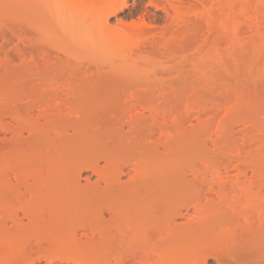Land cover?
Returning a JSON list of instances; mask_svg holds the SVG:
<instances>
[{
  "label": "rangeland",
  "instance_id": "obj_1",
  "mask_svg": "<svg viewBox=\"0 0 264 264\" xmlns=\"http://www.w3.org/2000/svg\"><path fill=\"white\" fill-rule=\"evenodd\" d=\"M97 1L117 5L125 1L126 7L110 15L103 26L97 24L102 23V14L73 9L67 0H0V124L10 122L12 129L0 136L14 138L6 149L13 150L9 156L1 154L7 157L0 158V166L12 162V168L17 165L14 169L36 175L48 159L49 165L64 163L65 177L63 171L55 180L73 187L72 196L69 192L62 198L78 206L68 213L76 209L68 216L70 224L79 219L74 227L90 223L108 230L114 220L119 222L114 223L118 230L121 224L139 219L155 231L170 227L166 242L160 244V237L156 245L153 236L152 244L148 243L151 235L146 230L141 233L145 240L140 233L132 236L138 237L135 244L127 242L128 234L123 243L120 235L125 234L112 231L117 233L114 239L107 232L112 236L107 244L92 245L97 257L94 253L91 258L95 262L98 258L99 264L120 260V264H250L252 260L263 264L264 0ZM124 31L140 39L135 49L126 48ZM42 110L44 114L38 117ZM129 115L134 116L131 119L137 116L135 124ZM159 125L157 132L165 130L170 151L161 145L130 148L112 144L119 135L130 134V127L140 134L141 129L146 133ZM21 134L25 137L19 138ZM58 137L60 143H56ZM43 145L58 156L45 148L43 152ZM137 150L142 153L141 161L147 160L143 163L166 171L156 176L146 201L140 186L139 192L127 186L120 196L107 188L100 193L91 186L98 179L91 173L96 167L112 173L133 161ZM128 179L122 177V181ZM30 180L34 185L41 181L39 175ZM80 183L90 185L84 193L95 190L92 196L88 198L76 187ZM15 190L10 194H16ZM74 192L79 201H73ZM93 194L96 200L90 199ZM140 201L146 204L142 211L147 210L133 214L131 206ZM104 202L122 211L130 208V212L120 211L113 219L105 213L104 220L96 210ZM108 219L111 225L106 226Z\"/></svg>",
  "mask_w": 264,
  "mask_h": 264
},
{
  "label": "bare ground",
  "instance_id": "obj_2",
  "mask_svg": "<svg viewBox=\"0 0 264 264\" xmlns=\"http://www.w3.org/2000/svg\"><path fill=\"white\" fill-rule=\"evenodd\" d=\"M46 2V1H45ZM52 2V1H51ZM67 2H70V5H74V7H73V9L74 8H76V9H78V8H82V9H85L86 11H84V12H88V13H93V12H95V15H96V13H98V14H102L103 16V19L100 21V22H102V23H98L97 22V24L98 25H102L103 24V26H106L107 24H108V18H109V16L110 15H112V14H114V13H116L117 11H119V9H120V7H121V9L126 5V2L124 1V2H122L120 5H117L115 2H111V3H101L100 1H97V0H67ZM47 3V2H46ZM50 4V3H49ZM158 4V3H157ZM156 4V5H157ZM161 4H159V7H162V6H160ZM158 6V5H157ZM126 7V6H125ZM79 10V9H78ZM82 11V12H83ZM80 13V12H79ZM82 15H83V13H82ZM86 15V14H85ZM99 21V20H98ZM107 23V24H106ZM128 24V23H127ZM124 29V28H123ZM104 31V30H103ZM111 32V31H110ZM102 33V32H101ZM112 33V32H111ZM111 33H109V34H111ZM115 33V32H114ZM122 33V35H123V39L125 40H122L124 43H125V46H126V48H129V49H133L134 47H136V46H138L139 44H140V39H137V38H134L133 36H132V34L130 35V33L127 31H124V33L123 32H121ZM105 38V37H104ZM112 43V42H111ZM120 44V43H119ZM122 44V43H121ZM122 47V46H121ZM124 47V46H123ZM112 49H114V48H112ZM135 49V48H134ZM124 50H126V49H124ZM116 51V50H115ZM133 51V50H132ZM126 94V93H125ZM129 94V93H128ZM136 94V93H135ZM125 96V95H124ZM133 96V95H132ZM131 96V97H132ZM137 96V95H136ZM135 97V96H134ZM137 99V98H136ZM130 100H132V99H130ZM135 100V99H134ZM129 101V100H128ZM134 102V101H133ZM133 104V103H132ZM134 106H135V104H134ZM138 108V107H137ZM135 110V109H134ZM48 111V110H47ZM131 111V110H130ZM45 112V111H44ZM44 112H43V110L42 111H40V113L38 114V117H40V116H42L43 114H44ZM73 112V111H72ZM132 112H133V110H132ZM136 112H137V110H136ZM43 113V114H42ZM48 113V112H47ZM51 113V112H50ZM131 113V112H130ZM140 113H142L141 111H140ZM46 114V113H45ZM70 114H71V112H70ZM133 114V113H132ZM135 114H137V113H135ZM145 114V113H144ZM138 115V114H137ZM140 115V114H139ZM146 115V114H145ZM16 116V115H15ZM147 116V115H146ZM152 116V115H151ZM157 116V115H156ZM10 117V116H9ZM17 117V116H16ZM16 117H15V119H16ZM37 117V118H38ZM134 116H131V118H133ZM136 118H134V119H131L130 118V115H129V118H130V120H134L133 122H134V124H135V120L137 119V116H135ZM141 117V116H140ZM140 117H139V119H140ZM149 117H150V115H149ZM153 117V116H152ZM158 118V117H157ZM15 119H13V117H12V120L14 121ZM128 119V118H127ZM138 119V120H139ZM154 119V118H153ZM153 119H152V121H153ZM126 121H128V120H126ZM155 121V120H154ZM162 121V120H161ZM12 122V121H11ZM141 122V121H140ZM158 122V121H157ZM156 122V123H157ZM165 122V121H164ZM2 123H3V120H2ZM7 123V124H6ZM9 123V124H8ZM130 123H132V121L130 122ZM142 123V122H141ZM35 124V123H34ZM122 124H123V122H122ZM134 124H132V125H134ZM140 125V124H139ZM157 125H158V123H157ZM35 126V125H34ZM34 126H33V129H34ZM135 126V125H134ZM160 126V128L159 127H155V129H153L152 131H150V132H146V133H144L142 130L143 129H141V132L140 131H138V132H140V134H136V131H137V129L138 130H140V128H139V126H138V124H137V127H135V128H137V129H135L136 131H134V129H131V127L129 128V131H128V133L130 132V134H126V135H124V133H126V132H124L123 133V137L121 136V135H119L120 137H118L119 139H116V140H113L112 141V144H113V146H114V144H117V145H125V146H131L130 148H132L133 146L134 147H138V146H144V147H147L146 145H154V146H158L159 145V147H163L164 149L163 150H168V149H170V146H169V144H168V142H169V140H168V137H167V139H166V137H164L165 136V134H166V132H165V134H164V132L163 131H165V130H163V131H160V132H157V131H159V130H161V126L162 125H159ZM165 126V125H164ZM11 127V123L10 122H5L4 124H0V134H8L9 132H11L12 131V129L10 128ZM127 127V126H126ZM145 128V127H144ZM199 129V128H198ZM36 130V129H35ZM128 130V129H127ZM130 130H133L132 132L133 133H131V131ZM148 131L150 130V129H147ZM68 132V131H67ZM66 132V133H67ZM88 132V131H87ZM95 132V131H94ZM143 132V133H142ZM58 133V132H57ZM10 134V133H9ZM55 134V133H54ZM53 134V135H54ZM59 134V133H58ZM157 134H158V136H157ZM199 134H200V131H199ZM62 135H64V134H62ZM92 135V134H91ZM20 137L19 138H22V136H24L23 134H21V135H19ZM55 136V135H54ZM66 136H68V134L66 135ZM65 136V137H66ZM154 136H157V140L156 141H154V140H151V137H154ZM167 136V135H166ZM25 137V136H24ZM38 137V136H37ZM57 137V136H56ZM163 137L165 138V140L163 139ZM199 137V136H198ZM17 138V137H16ZM52 138H54V137H52ZM62 138V137H61ZM74 138V137H73ZM10 139H12V138H8V136H3V138L0 136V156H2L1 154H5L4 152H6L7 153V155L9 154L10 155V152L13 150V149H10V150H6L7 148H8V145H10V143H11V141L12 140H14V138L12 139V140H10ZM26 139V138H25ZM38 139V138H37ZM40 139V138H39ZM51 139V138H50ZM49 139V140H50ZM56 139V138H55ZM107 139V138H106ZM110 139V138H109ZM17 140H18V138H17ZM17 140L15 139V141L17 142ZM22 140V139H21ZM30 140V139H29ZM32 140V139H31ZM54 140V139H53ZM63 140H66V139H63ZM19 142H20V140H18ZM23 141V140H22ZM99 141V140H98ZM14 142V141H13ZM25 142V141H24ZM53 142V141H52ZM54 142H56V140H54ZM60 143V138L58 137V139H57V142L56 143ZM73 142V141H72ZM71 142V143H72ZM109 142V141H108ZM26 143V142H25ZM25 143H23V144H25ZM67 143H68V141H67ZM110 143V142H109ZM18 144V143H17ZM20 144V143H19ZM18 144V145H19ZM27 144V143H26ZM49 144H50V142H49ZM52 144V143H51ZM108 144V143H107ZM111 144V143H110ZM12 145V144H11ZM21 146H22V142H21V144H20ZM19 145V148L21 147ZM29 145V144H28ZM54 145V144H53ZM53 145H51L52 146V148H53ZM60 145V144H59ZM84 145V144H83ZM161 145V146H160ZM23 146H26V145H23ZM22 146V147H23ZM44 147H42V149L43 148H45V146L46 145H43ZM47 146H49V145H47ZM56 146L58 147V145L56 144ZM112 146V145H111ZM18 147V146H17ZM141 147V148H142ZM150 147V146H149ZM148 147V148H149ZM10 148V147H9ZM8 148V149H9ZM11 148H12V146H11ZM50 146H49V149H52ZM68 148V147H67ZM88 148V147H87ZM97 148V147H96ZM95 148V149H96ZM15 149V148H14ZM46 149V148H45ZM48 149V148H47ZM46 149V151H47V153L49 152V150H47ZM54 149L55 150H57L58 148H56L55 147V145H54ZM54 149H52V151L54 150ZM77 149V148H76ZM98 149V148H97ZM113 149V148H112ZM115 149V148H114ZM145 149V148H144ZM143 149V150H144ZM16 150V149H15ZM60 150V149H59ZM67 150H69V149H66V151ZM79 150H80V148H79ZM84 150V149H83ZM10 151V152H9ZM45 151V152H46ZM51 150H50V152H52ZM58 151V150H57ZM61 151V150H60ZM65 151V152H66ZM72 150H69V152L68 153H72L71 152ZM134 151V150H133ZM142 151V150H141ZM168 151H170V150H168ZM168 151H165V152H167L168 153ZM14 152V151H13ZM43 152H44V149H43ZM50 152L48 153V154H50ZM54 152V151H53ZM84 152V151H83ZM104 152H105V150H104ZM113 152V151H112ZM121 152V151H120ZM159 152V151H158ZM164 152V153H165ZM59 153H61V152H58V154ZM68 153H66V154H68ZM85 153V152H84ZM136 153H139V151L137 150V152H135V154ZM146 153V152H145ZM144 153V154H145ZM151 153V152H150ZM166 153V154H167ZM54 154H56L55 156H58L57 155V153L56 152H54ZM100 154V153H99ZM140 154L142 155V153L140 152L139 154H137V155H139V156H135L134 158H133V161L131 160V162L130 161H128V163H126V164H124V165H122L121 164V166H119V167H115L116 169L115 170H113L112 171V173H109L111 170H109V172L106 170V168L103 170L102 168H100V169H97V167H96V169H94L91 173H92V175L93 174H95V175H97V180H95L96 181V183H94L93 182V184H91V186H94V189H96V190H98V189H100L99 191H100V193H101V190H102V192H104L105 191V188H107V190L109 189V190H111L113 193H115V195L116 196H120V195H122V194H120V193H122V191L124 190V193H125V191L127 190V186H132V187H130V188H136V190L139 192L140 191V188H139V186L141 187V193L144 195V197H143V195H141L142 197H143V199H144V201H146L145 200V198L147 199L148 197H150V195H152V184H153V182L155 181V179H157L156 178V176L160 173V175H162L161 173H163V172H165V174H166V171H165V169H164V167H163V169H160V167L159 168H157V167H153V166H151L149 163H143V162H146L147 160H145V161H141V157H140ZM8 155V156H9ZM43 155H44V153H43ZM47 155V154H46ZM45 155V156H46ZM76 154H74V156H75ZM134 155V154H133ZM59 156H61L60 154H59ZM70 156H71V154H70ZM83 156V155H82ZM116 156V155H115ZM124 156V155H123ZM166 156V155H165ZM7 156H5V157H3V158H1L2 160L4 159V158H6ZM51 158L49 155L48 156H46V158ZM54 157V156H53ZM100 157V156H99ZM160 157V156H159ZM26 158V157H25ZM44 158V157H43ZM46 158H44L43 160H45ZM57 159L58 158H60V157H56ZM56 158H55V161H56ZM67 158V157H66ZM65 158V159H66ZM87 158V157H86ZM119 158V157H118ZM1 159H0V161H1ZM52 159H54V158H52ZM61 160H62V158H60ZM59 159V160H60ZM64 159V160H65ZM71 159H73V158H71ZM107 159V158H106ZM48 160H50V159H48ZM47 160V164H44L43 166H41L38 170H36V172L38 171V173H36V175L38 174L39 175V180H41L40 181V183L39 182H35V181H38V180H34V182H35V185H34V183H33V181L32 180H30V179H34V178H37L38 179V175H37V177H36V175H32L31 174V172H29V169H27V168H24V170H28V172L30 173H27V172H22V169H20V171H19V169L18 170H16V169H14V167L12 168L11 167V165L13 166V164H12V162L8 165V163H7V165H2L1 164V166H0V183H1V181H2V185L0 184V186H2L1 188H0V264H40V263H45V264H54V263H56V262H59L60 264H94V262H95V259L93 258V262H92V258H91V255H94V253H95V256L94 257H97V255H96V252L94 251V253H92V251L93 250H95L94 248H93V244L95 245L96 243L98 244H101L102 242H105V244H107L106 243V241L107 240H109L110 239V237H112L113 236V234H114V236H115V234L117 235V233L115 232V233H113L112 231H118V236L120 235V234H125V235H120L121 237L120 238H123L124 237V240H122V242L123 241H125V237H126V234H128L127 235V237H128V239H126L127 240V242L129 241V244H130V240H133V242L132 243H134L135 244V242H137L138 241V233H142L143 232V230L145 231L146 230V232H148V234L149 235H147V233H146V235L147 236H150L151 235V240H149V239H146V240H149L150 242H148L149 244L151 243L152 244V242H153V240L152 239H154L155 237L157 238V239H155V242L153 243V244H155L156 245V242H158V241H156V240H161L160 242H158V243H160V244H164L163 243V240H164V242H166V240H167V233L169 232V230H170V227H168L169 228V230L167 231H164V232H159L158 230H153V229H151L153 226H150V227H148L149 225H147V227H145V225L142 223V221H140L139 222V220H138V222H133V221H130V222H128V223H126V224H124V226L122 227V225L123 224H121V226L119 227V229L118 230H116V226L119 224V222H116V221H114V220H111V218L113 219L114 218V216H118V215H121V212H123L124 214L125 213H127V212H130V211H127V210H130V208L128 209L127 208V210L125 211H122V209L120 210L119 209V207L116 209V207H112L111 205H113L114 206V203H113V201H110V203L112 202V204L110 205V204H106V203H109L108 201H109V198H111L110 196L108 197V201H107V198H106V205H104V203H100V206H97V208H96V210H98V213H100L102 216H103V218H105L104 216H105V213H107V214H110V217H109V219L112 221V224H113V226H114V229H113V226L111 225V221H109V219H108V221L110 222V223H108L107 221L105 222V224H106V226L107 225H111V226H108L109 228H108V230H105V228H107V227H105V228H101V229H98V227L97 228H95V226L96 225H94V227H93V225L92 226H90V223L87 221V220H85L86 222H87V224L89 223V225H86V223L84 224V226L82 225V226H79V227H74V226H72V224L73 223H77L78 221H79V219H77V220H75V222H73V220H74V217H73V220H72V224H70V220H69V218H68V216L69 215H71L72 213H74V211L76 210H72L73 212L72 213H70V214H68L69 213V210H70V208L71 207H75V208H77L78 206H75V202H73V203H70L71 202V199H70V201H68L67 199V197H65V200H63V198H62V196H67L68 194H69V192H70V197L72 196L71 195V191H72V189H73V187L72 186H67L66 184L64 185V184H60V182H58L57 180H55L56 179V177L58 176V178L60 179V177H59V175H62L63 173V171L61 170L62 168V164H64V163H62V164H59V162H58V164H59V166H57V165H53L54 164V162L52 163V165L50 164L49 165V161ZM60 160V161H61ZM78 160V159H77ZM94 160V159H93ZM122 160V159H121ZM143 160V159H142ZM150 160V159H149ZM148 160V161H149ZM161 160V159H160ZM164 160V159H163ZM9 161V160H8ZM58 161V160H57ZM162 161V160H161ZM168 161V160H167ZM10 162V161H9ZM21 162V161H20ZM25 162V161H24ZM41 162V161H40ZM43 162H45V161H43ZM50 162H51V160H50ZM107 162V161H106ZM113 162V161H112ZM165 162H166V160H165ZM5 163V164H6ZM23 163V162H22ZM25 164V163H24ZM40 164V163H39ZM38 164V165H39ZM56 164V163H55ZM82 164V163H81ZM89 164V163H88ZM115 164V163H114ZM149 164V165H148ZM163 164V163H162ZM164 164H167V163H164ZM171 164V163H170ZM40 165H42V164H40ZM113 165V164H112ZM153 165V164H152ZM66 166V165H65ZM64 166V167H65ZM99 166H101V165H99ZM16 167H17V165H16ZM15 167V168H16ZM24 167V166H23ZM84 167V166H83ZM38 168V167H37ZM111 168V167H110ZM109 167H108V169H110ZM64 169V168H63ZM91 169V168H90ZM66 170V169H65ZM78 170V169H77ZM80 171V170H79ZM67 172V171H66ZM32 173H34V172H32ZM64 173H65V171H64ZM79 173V172H78ZM80 174V173H79ZM113 175V176H109V175ZM174 174V173H173ZM65 175H66V173L65 174H63V176L62 177H65ZM168 175V174H167ZM178 175V174H177ZM123 176H127V177H129V179H128V181H122V177ZM168 176H170V175H168ZM34 177V178H33ZM61 177V178H62ZM79 177H80V175H79ZM92 177V176H91ZM76 178V177H75ZM87 180H88V182L87 183H91V181L89 182V180L91 179L90 178V176H87V177H85ZM166 178V177H165ZM180 178V177H179ZM194 178V177H193ZM63 179V178H62ZM69 179V178H68ZM84 179V178H83ZM125 179V178H124ZM77 180V179H76ZM57 181V182H56ZM75 181V180H74ZM102 181V182H101ZM162 181H163V179H162ZM71 182V181H70ZM5 184V186H6V189H8L7 188V186L9 187V190L8 191H4V187H3V185ZM62 183V182H61ZM72 183V182H71ZM76 183H77V181H76ZM101 183H105V184H102V185H104V187L103 186H101ZM72 184H74V183H72ZM36 185L38 186V187H36ZM39 185H40V187H39ZM70 185V184H69ZM75 185V184H74ZM84 185H85V183H84ZM84 185H82L81 183L80 184H77L76 185V187L79 189V190H84L83 191V194L85 195L86 193H84L85 191H87L88 190V186H90V185H87L86 187H88L87 189H86V187L84 186ZM106 185V186H105ZM134 186V187H133ZM154 186V185H153ZM161 186V185H160ZM165 186V185H164ZM71 187H72V189H71ZM76 187H74V188H76ZM137 187H138V189H137ZM167 187V186H166ZM10 188H12V189H16L15 191H16V194H13V192H12V194H10V190H12V189H10ZM128 189V190H131V189ZM70 189H71V191H70ZM103 189H104V191H103ZM126 189V190H125ZM158 189V188H157ZM168 189V188H167ZM164 190H166V189H164ZM170 190V189H169ZM168 190V191H169ZM14 191V192H15ZM74 191V190H73ZM93 191H95V190H92L91 189V191H90V193H92ZM119 191H121V192H119ZM143 191V192H142ZM76 192V191H75ZM75 192H74V195H75ZM107 192H109L110 193V191H107ZM107 192H105L106 194H107ZM111 192V193H112ZM118 192H119V194H118ZM127 192V191H126ZM164 192V191H163ZM80 193H81V191H80ZM89 193V191H88V198L90 197V195L92 196V194H90ZM95 193V192H94ZM108 193V195H113L114 196V194H109ZM118 195H117V194ZM131 193V192H130ZM134 193V192H133ZM76 194H78V193H76ZM82 194V193H81ZM82 194V195H83ZM90 194V195H89ZM106 194H104V195H106ZM132 194V193H131ZM135 194V193H134ZM133 194V195H134ZM73 195V196H74ZM79 195V194H78ZM94 195V194H93ZM136 195H138L137 194V192H136ZM154 195H156V194H154ZM161 195V194H160ZM76 196V198L74 197H72V199H75V200H73V201H76V199H77V195H75ZM96 196H97V194H96ZM102 196V195H101ZM101 196H99L98 195V197H101ZM128 196H130V195H128ZM132 196V195H131ZM130 196V197H131ZM157 196V195H156ZM170 196V195H169ZM69 197V196H68ZM69 197V198H70ZM86 197V196H85ZM98 197H97V201H98ZM135 197H137V196H135ZM165 197V196H164ZM67 198V199H66ZM87 198V199H88ZM160 198V197H159ZM80 199V198H79ZM79 199H77L78 201H79ZM90 199H95L96 200V198H95V195H94V197H91ZM121 199V198H120ZM150 199V198H149ZM81 200H82V198H81ZM84 200V199H83ZM89 200V199H88ZM95 200H93L94 202H95ZM110 200H112V199H110ZM136 200V199H135ZM138 200V199H137ZM100 201V200H99ZM118 201V200H117ZM125 201V200H124ZM81 203H82V201H80ZM84 202V201H83ZM92 202V201H91ZM102 202V201H101ZM141 202V201H140ZM90 202H88L87 204H89ZM142 203V202H141ZM145 203V202H144ZM144 203H142V204H138V205H134V207H132L131 206V211H133V214L136 212H141L142 210H143V207H144V205L146 206V204H144ZM159 203V202H158ZM73 204V205H72ZM77 204V203H76ZM92 204V203H91ZM91 204H90V206H91ZM144 204V205H143ZM94 205V206H93ZM96 205H98V204H96ZM95 205V203L94 204H92V206L93 207H95L96 206ZM102 205V206H101ZM122 205V204H121ZM85 206V205H84ZM90 207L91 209L93 208V207ZM117 206V205H116ZM147 206H149V204H147ZM154 206V205H153ZM89 207V206H88ZM87 207V208H88ZM189 207V206H188ZM126 208V207H125ZM147 210V209H146ZM146 210H144V211H146ZM154 210V209H153ZM121 211V212H120ZM144 211H142V213L144 212ZM180 211V210H179ZM182 211V210H181ZM180 211V212H181ZM120 212V213H119ZM153 212V211H152ZM81 213V212H80ZM122 213V214H123ZM132 213V212H131ZM142 213H140L141 215H142ZM155 213V212H154ZM93 214V213H92ZM97 214V213H96ZM128 214H130V213H128ZM138 214V213H137ZM139 214V215H140ZM145 214V213H144ZM156 214V213H155ZM154 214V215H155ZM88 215V214H87ZM140 215V216H141ZM93 216V215H92ZM102 216H101V218H102ZM116 216V217H117ZM139 216V217H140ZM161 216V215H160ZM115 217V218H116ZM129 217V216H128ZM138 217V216H137ZM142 217V216H141ZM70 218L72 219V217L70 216ZM90 218V217H89ZM144 218V217H143ZM147 218V217H146ZM167 218V217H166ZM81 220H83V219H81ZM80 220V223L82 222ZM89 220V219H88ZM104 220H107V218H105ZM144 220V219H143ZM164 220V219H163ZM84 221V220H83ZM84 221V222H85ZM97 221V220H96ZM95 221V222H96ZM168 221V220H167ZM102 222H103V220H102ZM116 222V223H115ZM125 222H126V220H125ZM148 222V221H147ZM189 222V221H188ZM104 223V222H103ZM114 223L115 224H117L116 226L114 225ZM146 223V222H145ZM192 223V222H191ZM105 224L104 225H102L103 227L105 226ZM187 224V223H186ZM77 224H75V226H76ZM193 225V224H192ZM191 225V226H192ZM98 226V225H97ZM169 226V225H168ZM195 226V225H194ZM111 227V228H110ZM165 228V227H164ZM167 228V227H166ZM102 229H104L105 230V232L107 233H109V234H112V236L110 235V236H108L109 234L107 233V235H106V233L104 232V230L102 231ZM141 229V232L139 231ZM156 229V228H155ZM139 232H138V231ZM135 231L137 232L136 234H135ZM159 232V233H158ZM120 233V234H119ZM164 233V234H163ZM139 234V235H140ZM134 235H137V236H135V237H132V236H134ZM164 235H165V237H164ZM113 236V238L114 239H117L116 237H114ZM117 236V237H118ZM132 238H136L135 240L134 239H131V237ZM141 236H144V235H142L141 234ZM154 238H153V237ZM109 237V238H108ZM161 237V239H159ZM145 236H144V240H145ZM149 238V237H148ZM163 238H165V239H163ZM107 239V240H106ZM141 240H143V239H140V242H141ZM143 240V241H144ZM169 240H171V239H169ZM117 241V240H116ZM135 241V242H134ZM152 241V242H151ZM114 242H115V240H114ZM145 242V241H144ZM147 242V241H146ZM124 243V242H123ZM169 243V242H168ZM128 244V243H127ZM140 245V244H139ZM158 245V244H157ZM92 246V247H91ZM109 246V245H108ZM138 246V245H137ZM153 246V245H152ZM131 247V246H130ZM237 247V246H236ZM100 248H101V246H100ZM100 248H99V250H100ZM136 248V247H135ZM156 248V247H155ZM91 249H93L92 251H91ZM141 249V248H140ZM151 250V249H150ZM100 251H103L102 249L100 250ZM106 252V251H105ZM235 252V251H234ZM237 252V254L239 253V250L238 251H236ZM97 253H98V251H97ZM108 253V252H107ZM207 254V253H206ZM235 254V253H234ZM251 254V253H250ZM239 255V254H238ZM211 256V255H210ZM221 256V255H220ZM229 256V255H228ZM235 256V255H234ZM255 256V255H254ZM112 257V256H111ZM118 257H121V256H118ZM126 257V256H125ZM124 257V258H125ZM208 257V256H207ZM230 257V256H229ZM104 258V257H103ZM235 258V257H234ZM248 258V257H247ZM252 258V257H251ZM114 259V258H113ZM118 259V258H117ZM126 259H128L127 257H126ZM98 260V258H96V264H99L98 262L99 261H97ZM109 260V259H108ZM256 260V259H255ZM121 261V260H120ZM120 261H118L117 263H116V261H115V264H120ZM239 261V260H238ZM248 261H250V260H248ZM253 261V260H252ZM251 261V262H252ZM251 262H249L250 264H252ZM102 263V262H101ZM111 263V262H110ZM253 264H257V261L255 262V263H253ZM259 264H260V262H259ZM264 264V263H263Z\"/></svg>",
  "mask_w": 264,
  "mask_h": 264
}]
</instances>
